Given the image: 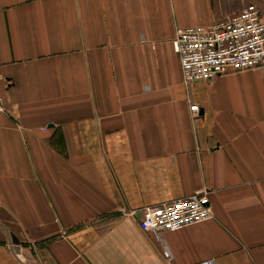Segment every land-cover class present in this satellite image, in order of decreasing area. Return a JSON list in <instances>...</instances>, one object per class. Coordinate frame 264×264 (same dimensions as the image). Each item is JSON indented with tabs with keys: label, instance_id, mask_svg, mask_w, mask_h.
<instances>
[{
	"label": "crops",
	"instance_id": "obj_1",
	"mask_svg": "<svg viewBox=\"0 0 264 264\" xmlns=\"http://www.w3.org/2000/svg\"><path fill=\"white\" fill-rule=\"evenodd\" d=\"M248 4L0 0V264H264V68L186 85L172 45ZM201 194L208 220L142 230Z\"/></svg>",
	"mask_w": 264,
	"mask_h": 264
},
{
	"label": "built area",
	"instance_id": "obj_2",
	"mask_svg": "<svg viewBox=\"0 0 264 264\" xmlns=\"http://www.w3.org/2000/svg\"><path fill=\"white\" fill-rule=\"evenodd\" d=\"M186 85L211 82L218 76L254 68H264V14L248 4L238 13L208 25L182 28L172 41ZM198 111V106L190 107ZM6 113L0 90V114ZM205 194L143 209V231L162 234L199 224L211 218ZM203 264H215L213 260Z\"/></svg>",
	"mask_w": 264,
	"mask_h": 264
},
{
	"label": "water",
	"instance_id": "obj_3",
	"mask_svg": "<svg viewBox=\"0 0 264 264\" xmlns=\"http://www.w3.org/2000/svg\"><path fill=\"white\" fill-rule=\"evenodd\" d=\"M0 230H2L3 232H5L6 234H7V236H8V240L12 243V244H14V245H18V239L14 236V235H8V232H7V229L3 226V225H1L0 224Z\"/></svg>",
	"mask_w": 264,
	"mask_h": 264
}]
</instances>
